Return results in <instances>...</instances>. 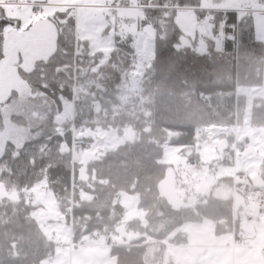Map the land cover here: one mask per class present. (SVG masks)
Returning <instances> with one entry per match:
<instances>
[{
    "label": "trees",
    "instance_id": "16d2710c",
    "mask_svg": "<svg viewBox=\"0 0 264 264\" xmlns=\"http://www.w3.org/2000/svg\"><path fill=\"white\" fill-rule=\"evenodd\" d=\"M143 3L151 8L144 9L140 23L154 32L155 48L142 76L131 66L138 56L132 38L118 39L107 56L91 54L89 42L77 40L80 50L76 54L74 8L58 10L50 19L53 52L29 70L19 66L18 73L30 87V100L39 112L31 128L33 136L22 146L8 141L0 157V264H42L54 255L57 244L32 215L36 206L29 191L42 181L53 190L76 242L100 234L117 237L115 229L125 224L126 213L119 195L124 191L140 195L139 207L146 212V222L134 219L126 223L127 231L139 234L140 239L125 245L115 242L111 253L117 256V264H162V241L188 243L185 232L171 236L184 223L233 221L232 198L207 194L198 196L193 205L184 206L180 200V207H174L160 185L169 171L175 172L176 183L178 173L159 158L165 145L177 144L184 152L191 151L189 162L199 167L197 145L210 139L207 128L243 122L248 104L245 90L260 87L264 81V42L257 38L254 14L241 17L234 43L226 41L218 47L214 39L198 37L183 46L177 9L169 7L192 8L196 0ZM0 16L9 18L1 7ZM9 19L12 23L5 29V41L9 26L19 28L18 22ZM4 46L0 44V63L6 54ZM135 79L140 88L131 90ZM12 120L19 126L29 124L22 115H14ZM251 123L264 127L261 98L253 101ZM73 124L85 129L76 137L75 151ZM87 131L96 136H87ZM98 131H116L125 142L94 154V146L86 143L98 141ZM223 140L228 148L220 163H227L225 153L235 136L226 135ZM78 150L94 155L78 161L74 158ZM153 246L157 247L155 258L150 257Z\"/></svg>",
    "mask_w": 264,
    "mask_h": 264
},
{
    "label": "rangeland",
    "instance_id": "374dc122",
    "mask_svg": "<svg viewBox=\"0 0 264 264\" xmlns=\"http://www.w3.org/2000/svg\"><path fill=\"white\" fill-rule=\"evenodd\" d=\"M126 1L129 3V8L124 9L118 6L115 8L117 11H114V9H100L93 3L81 5L76 10L77 38L80 39V41L87 40L92 52H102L106 56L116 47L118 39L123 41L132 38L137 54L145 56L150 60L154 54L155 41L151 35L143 31L144 27H142L140 23L143 14L142 10L139 8L141 0ZM7 10L9 11L8 7ZM22 10H24V15H22V26L25 29L23 32L29 30L37 21L44 18L42 16H35L31 7H26L24 9L22 7ZM184 10L185 9L176 10V21L181 30ZM7 14L9 16L11 15L10 13ZM254 22L257 38L264 42V25H262L261 19L257 14H254ZM15 29L18 28L15 27ZM147 30L153 32L150 28H147ZM48 33L50 41L43 46L46 50L44 51L45 55L53 49V41L49 30ZM198 37L199 34H196L192 39H188L187 36H184L182 45L188 46ZM38 39L41 41L40 38ZM216 43L218 47L222 45L217 41ZM28 63H31V61H28ZM137 83V79H135L130 89L134 87L138 88ZM14 87L18 90L17 96L13 98L11 102L0 105V112L3 116L2 122L4 123V129L0 128V157L8 141H12L18 146H22L28 141L33 136L31 128L37 122L38 115L35 114L39 112V110L30 100L33 96L30 87L22 80H19L17 83L15 82ZM131 90L129 92H133ZM245 92L248 97L245 118L241 125H236L235 127V142L232 144L230 150L225 153L226 160L228 161L227 163H220V158L223 156L218 150V145L223 140L224 136H217L197 145V152L200 154L202 162L199 167L189 162L191 151L184 152L182 146L177 144L165 145L159 160L164 164L173 165L174 169L177 171L178 180L176 182V191L179 199L183 201L184 206L195 204L198 200V196L207 194L222 199L232 198V201H235L237 197V194H235V186L239 182L240 176L241 179L248 181L252 185H260L264 190V127L251 123L253 101L256 98H261L264 103V81L260 88L255 87L253 90L246 89ZM13 115L24 116L29 122V125H17L12 120ZM97 136L101 141H97L94 147H92V152L97 155L109 149L116 148L118 145L125 142V138L119 137L116 131L106 133L98 131ZM241 143L243 145H241ZM75 150L76 148H74V151ZM247 150L249 152L246 154ZM29 194L30 198L33 197L31 203L36 206L32 215L39 218V215L44 213L57 219L58 216L56 215L58 213L59 204L57 205L58 201L52 189L48 188L43 191H36L33 194ZM118 201L123 202L126 208V213L123 218L125 224L134 219H140L143 223L146 222V212L139 207L140 195L138 193L124 191L119 195ZM40 204L44 206V209L39 210ZM238 217H240L241 220L245 218L243 214H240ZM54 221L56 222V220ZM192 223L194 222L184 223L178 230H174L171 236L174 237L179 231H191L190 224ZM56 228H61L59 235L60 238L64 239L66 233L62 231L64 229L59 223L55 224L53 228L46 229V231L48 233L56 230ZM130 233L133 234L134 232L131 231ZM110 236L112 237V241L115 242L116 237L113 234H110ZM99 237L104 238L105 242L108 235L100 234ZM164 244L166 245V240ZM171 256L178 259V257H180V249L172 247L168 257H164L162 264H172L170 262L172 259ZM115 258L117 261V256H115ZM173 261L174 264H176L177 260ZM91 262L92 260L87 258L86 264H90ZM96 263L103 264L109 262L104 259L100 260L97 257Z\"/></svg>",
    "mask_w": 264,
    "mask_h": 264
},
{
    "label": "crops",
    "instance_id": "0c3cea01",
    "mask_svg": "<svg viewBox=\"0 0 264 264\" xmlns=\"http://www.w3.org/2000/svg\"><path fill=\"white\" fill-rule=\"evenodd\" d=\"M14 1L15 0H0V7L3 8L4 13H10V16L8 14L7 15L11 18H15L14 21L19 23L18 29H15V27H13L14 25L8 28L9 34L4 46L6 48V54H4L5 57L3 62L0 63V105L6 102H11L13 98L17 96L18 90L14 87L15 82L17 83L19 80L23 81L22 77L18 73L19 66L29 70L37 60L43 59L45 56L44 54L42 57H37L28 51L24 53L15 52L12 55H8L9 44L14 42L17 36L20 34L33 35L36 40L34 50L43 52V46L50 41L48 38V30L50 31L54 46L55 38L53 35V24L50 22V19L56 11L65 8H74L76 11L81 5L89 3H93L100 9H114V11H117L115 8L118 6L120 8L123 7L124 9L129 8V3L126 0H43V3H41V0H33L35 3L45 4V6H42V12L36 13L37 7L15 4L13 3ZM150 1L153 2L154 0ZM7 7L9 8V11L7 10ZM22 7L23 9L31 7L35 16L44 17L25 32H23L25 29L22 26V15H24ZM143 11L144 10H142V12ZM257 15L259 17V13H257ZM143 31L147 32L154 38V32L147 30L146 27L143 28ZM37 37L40 38L41 41H39ZM77 40L80 41L76 35V46L79 51L80 48ZM131 44L136 51L133 39H131ZM52 52L53 49L47 55H50ZM90 53L93 54L94 52L90 50ZM139 56L140 55H138V57ZM8 58L9 61L6 63ZM28 61H31V63H28ZM253 89L254 88L251 90ZM0 116V128L4 129V123L2 122L3 116L1 112ZM72 117L74 118L73 115ZM97 140L98 142L101 141V139ZM93 155L94 154L91 152L87 153L78 150L75 152L74 158L78 161H87L92 158ZM256 186L259 185L256 184ZM45 189H48V183L46 181H42L32 188L29 193L33 194L36 191H43ZM119 202L123 205V202ZM232 205L233 221L231 223H227L225 219H222L219 222L212 220L192 221L194 223L190 224L191 231L185 232L188 235L187 244L174 245L167 243L166 241L165 245L164 241H162L161 244H164L165 246L164 257H168L170 249L174 247L180 249V257L176 259L171 256L172 259L170 262L172 264H174L173 260H177L176 264H264V213L261 211V207L239 194H237L236 200L232 201ZM40 209H44L42 204H40L39 210ZM59 210L58 205V213L56 215L58 216L57 219H54L50 215L44 213L40 214L39 218L34 216L40 223L46 235L57 244L54 255L46 259L42 262V264H49L50 259L53 260V264H86L87 258L92 260L90 264H102L96 263L97 257L100 260L104 259L109 262L103 264L117 263L115 256L111 253V249L116 241H112V237L110 235H108L105 242L104 238L99 237V235H94L91 236V238H85L84 241L82 240L76 242L73 237L71 224H66L65 215L60 214ZM240 214L244 215V220H241L240 217H238ZM54 220H56V222ZM224 222L226 224L233 225L237 230L226 228ZM57 223L62 225L64 229L62 231L66 233L64 239L60 238L59 235L61 228H56V230L48 233L46 231V229L53 228V226ZM156 251L157 247L153 246L150 250L151 258H155Z\"/></svg>",
    "mask_w": 264,
    "mask_h": 264
},
{
    "label": "snow or ice",
    "instance_id": "6c2138e0",
    "mask_svg": "<svg viewBox=\"0 0 264 264\" xmlns=\"http://www.w3.org/2000/svg\"><path fill=\"white\" fill-rule=\"evenodd\" d=\"M254 3L262 5L257 12L264 25V0H196L195 7L184 10L182 35L192 39L199 34L203 40L214 39L220 44L226 41L234 43L241 17L246 14L245 9ZM11 23V19L0 16V44L6 43L5 29ZM228 33L232 35L228 36ZM240 38L244 39L243 31Z\"/></svg>",
    "mask_w": 264,
    "mask_h": 264
},
{
    "label": "built area",
    "instance_id": "2783aa9c",
    "mask_svg": "<svg viewBox=\"0 0 264 264\" xmlns=\"http://www.w3.org/2000/svg\"><path fill=\"white\" fill-rule=\"evenodd\" d=\"M143 1L144 0H141V4L139 6V8L141 10L151 8L150 5L145 6ZM13 3L19 4V5H24V6L37 7L36 13H41L42 12V6H45V4L35 3L33 0H15ZM77 7H79V6H77ZM260 7H262V5L254 3L251 7L245 9V12L256 14V13H258L257 9ZM169 8L170 9H180L179 7L174 6V5L170 6ZM43 51H46V50L44 49ZM77 52H78V48L76 46V54H77ZM148 65H149V61L145 56L135 57L131 63V66L133 67V69L141 76L145 73ZM235 127L236 126H234V127L213 126V127L207 128L206 133L210 139H213L217 136L221 137V136L232 135V134L235 136V133H236ZM84 132H85L84 127L76 128L75 125L73 124V126H72V133H73V140H74L73 145L78 142L76 137L77 138L80 137L81 134H84ZM86 144L87 145L88 144L94 145V144H96V142L93 141V142H88ZM238 181L239 182L235 186L236 194L242 195L247 200L255 203L256 205H259L261 207V211L264 213V190L262 188L255 186V185H252L251 183H249L248 181H246L244 179H241V176H240V179ZM71 203L73 204V200L71 201ZM72 204L69 207V215L70 216L72 215V208H73ZM59 213L64 214L61 210L59 211ZM224 224H226V223L224 222ZM226 227L228 229H232V230L235 229L233 225H229V224H226ZM49 264H53L52 259L49 260Z\"/></svg>",
    "mask_w": 264,
    "mask_h": 264
},
{
    "label": "water",
    "instance_id": "95a60500",
    "mask_svg": "<svg viewBox=\"0 0 264 264\" xmlns=\"http://www.w3.org/2000/svg\"><path fill=\"white\" fill-rule=\"evenodd\" d=\"M21 38L24 40L25 37H22L21 35L17 36L16 39ZM10 57V56H9ZM9 61H6V63ZM88 136H96V132L88 131ZM228 148V142L226 140H222L218 145V150L220 154H223L224 151ZM249 151H246V154ZM176 174L174 171H169L165 180L160 185V190L163 193V195L169 200V202L176 208H179L181 205V201L177 195L176 191ZM3 194V189L0 187V196ZM115 233L117 234L116 242L119 245H125V244H131L134 241H139L140 235L139 234H132L127 231V225L126 224H120L115 229Z\"/></svg>",
    "mask_w": 264,
    "mask_h": 264
},
{
    "label": "flooded vegetation",
    "instance_id": "af4514ba",
    "mask_svg": "<svg viewBox=\"0 0 264 264\" xmlns=\"http://www.w3.org/2000/svg\"><path fill=\"white\" fill-rule=\"evenodd\" d=\"M22 37H25L24 40L21 38L15 39L14 42H11L8 47V55L14 54L15 52H31L37 57H42L44 55V52H41L39 50H34V46L36 45V40L34 39V36L31 34H24L21 35ZM25 45V46H24ZM34 50V51H33ZM10 55V56H11Z\"/></svg>",
    "mask_w": 264,
    "mask_h": 264
},
{
    "label": "bare ground",
    "instance_id": "6f19581e",
    "mask_svg": "<svg viewBox=\"0 0 264 264\" xmlns=\"http://www.w3.org/2000/svg\"><path fill=\"white\" fill-rule=\"evenodd\" d=\"M73 178H75V177H73ZM75 185V184H74ZM73 192V191H72Z\"/></svg>",
    "mask_w": 264,
    "mask_h": 264
}]
</instances>
